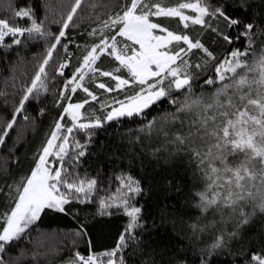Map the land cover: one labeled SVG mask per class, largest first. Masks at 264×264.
Wrapping results in <instances>:
<instances>
[{
	"label": "snow or ice",
	"instance_id": "obj_1",
	"mask_svg": "<svg viewBox=\"0 0 264 264\" xmlns=\"http://www.w3.org/2000/svg\"><path fill=\"white\" fill-rule=\"evenodd\" d=\"M85 3L72 0L57 32L38 18L34 0L19 7L10 5L11 17L0 18V51L36 41L47 44L10 118L0 127V147L18 118L30 119L26 106L43 104L52 91L49 82L55 76L63 78L58 94L54 93L61 112L34 156L29 174L9 186L6 194L12 204L0 212V264H9L4 258L7 248L45 210L65 213L66 206L87 205L97 197L98 214L112 215L110 210L117 209L127 222L114 248L97 253L89 242L88 254L76 252L71 264H127L124 253L130 244L142 242L138 232L144 228L143 209L135 200L143 192L140 181L121 173L115 177V190L100 197L98 179L77 172L95 130L124 119L139 121L135 130L129 129L130 143L150 149L153 157L161 152L183 154L195 165L203 181L194 193L195 207L208 223L201 224L198 218L189 227L194 236L216 230L208 252L212 255L226 246L228 224L234 229L227 232L228 239L239 238L240 229L256 212L264 213V28L247 17L249 8L243 3L237 6L246 19L229 14L221 0H177L172 6L161 0H119L118 10L104 19L97 17L98 26L88 32L94 42L76 45L80 56L73 64L69 45L75 41L68 30ZM161 18L174 19L185 30L198 26L201 33L214 34L213 43L222 41L227 47L217 55L200 36L172 30ZM237 44L241 46L234 47ZM197 54L200 62L194 63L192 57ZM54 57L57 67L52 76L48 69ZM102 58L112 66L102 67ZM69 68L71 75H66ZM201 78L202 90L197 92L193 85ZM78 91L85 99L73 102ZM91 102L99 104L102 116L95 115L94 109L85 110ZM44 111L39 108L40 115ZM152 112L156 115L149 119ZM133 132L137 134L132 136ZM76 133H83L86 142L81 143ZM78 234L87 235L83 229ZM240 255L246 256L244 264H264V247ZM201 264H209L208 259L202 258Z\"/></svg>",
	"mask_w": 264,
	"mask_h": 264
},
{
	"label": "trees",
	"instance_id": "obj_2",
	"mask_svg": "<svg viewBox=\"0 0 264 264\" xmlns=\"http://www.w3.org/2000/svg\"><path fill=\"white\" fill-rule=\"evenodd\" d=\"M33 0H0V18L11 17L12 8L32 3ZM227 6L226 10L232 16L241 18L252 17L264 28V0H221ZM72 0H34L38 18L45 20L46 26L52 32L60 28L59 21L70 8ZM119 0H86L83 10L74 19V26L68 30V35L75 44L69 45L73 55V64L80 51L76 45L92 44L94 38L88 35L98 26L97 17L104 19L107 15L118 10ZM166 6H172L177 0H161ZM243 3L249 8L247 17L238 8ZM95 4L96 7H91ZM55 21V22H54ZM161 23L172 30L187 31L193 37L200 36L203 42L217 55L224 53L226 45L215 40L211 32L201 33L198 26L185 30L176 20L161 18ZM215 23V22H213ZM221 27H223L221 25ZM243 42H241L242 44ZM258 43V41H257ZM240 44L234 45L239 47ZM47 44L44 41L30 43L27 47L18 46L11 51H0V127L10 118L16 101L22 90L29 83L35 65L43 57ZM64 54L61 53V56ZM102 67L112 66L109 59L102 58ZM194 63L200 62L199 54L192 57ZM56 58L49 66V74L55 76ZM66 75H71V68L66 69ZM199 75V73H196ZM61 77L49 82L52 90L43 104L30 103L26 106L28 121L18 118L15 129L11 132L6 144L0 147V212L8 209L12 201L6 197L9 186L15 185L21 177L29 174L34 166V156L42 147L53 122L58 118L61 108L55 106V94H58ZM107 79V78H101ZM202 78L194 82V90L201 91ZM210 90V89H203ZM115 95V94H113ZM104 97L102 96L101 99ZM73 102L85 99L81 92L73 95ZM93 102L91 107L95 115L103 113ZM45 109L43 115L39 108ZM162 107L171 110V106ZM152 112L149 119L155 116ZM139 121L124 119L121 123L112 122L104 128L96 129L87 155L77 169L83 177L87 174L98 179L99 196L103 197L114 191L118 182L115 177L121 173L130 174L139 180L143 192L135 198L138 206H142V221L144 228L138 235L142 242L139 245L130 244L124 253L127 264H201L202 258H207L209 264H244L246 256L240 255L257 251L264 247V213L256 212L248 225L240 229V237L229 240L227 232L233 231V224L226 226L224 248L217 249L208 255L210 245L218 233L209 229L195 236L189 225L208 223L207 218L201 217L200 209L195 207L198 199L194 193L202 188L203 181L194 164H190L183 154L168 155L158 153L151 155L150 149L142 150L137 142L130 143L129 129L135 130ZM137 133L133 132L132 136ZM81 143L87 138L83 133L75 134ZM155 146V145H153ZM65 213L55 210H45L41 218L29 227L23 237L9 246L4 258L9 264H67L71 263L76 252L87 255L89 242L91 250L103 252L115 247L118 237L123 231L127 218L120 210L111 209L112 215L98 214V197L87 205L73 203L66 206ZM219 217H217L218 219ZM87 235H80L81 230Z\"/></svg>",
	"mask_w": 264,
	"mask_h": 264
},
{
	"label": "rangeland",
	"instance_id": "obj_3",
	"mask_svg": "<svg viewBox=\"0 0 264 264\" xmlns=\"http://www.w3.org/2000/svg\"><path fill=\"white\" fill-rule=\"evenodd\" d=\"M35 67L37 68L38 67V65H35ZM90 87H92L93 89H94V85H90ZM95 90V89H94ZM79 92V91H78ZM81 94H82V96H85V94L83 93V92H81ZM122 98V97H121ZM93 104V102H91L90 103V105H92ZM87 106V105H86ZM97 108H98V110H100L99 109V104L97 103V106H96ZM91 109H93V108H91V107H86V109L85 110H91ZM94 110H96V109H94ZM101 112V111H100ZM67 264H71V263H67Z\"/></svg>",
	"mask_w": 264,
	"mask_h": 264
}]
</instances>
